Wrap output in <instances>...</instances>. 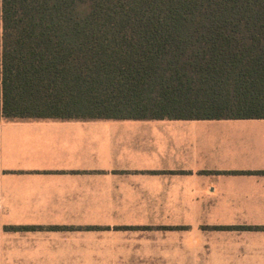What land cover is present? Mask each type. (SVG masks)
<instances>
[{
  "label": "crops",
  "instance_id": "obj_1",
  "mask_svg": "<svg viewBox=\"0 0 264 264\" xmlns=\"http://www.w3.org/2000/svg\"><path fill=\"white\" fill-rule=\"evenodd\" d=\"M0 264H264V117H1Z\"/></svg>",
  "mask_w": 264,
  "mask_h": 264
},
{
  "label": "trees",
  "instance_id": "obj_2",
  "mask_svg": "<svg viewBox=\"0 0 264 264\" xmlns=\"http://www.w3.org/2000/svg\"><path fill=\"white\" fill-rule=\"evenodd\" d=\"M1 117H264V0H0Z\"/></svg>",
  "mask_w": 264,
  "mask_h": 264
}]
</instances>
